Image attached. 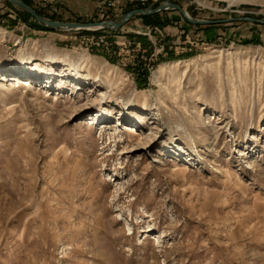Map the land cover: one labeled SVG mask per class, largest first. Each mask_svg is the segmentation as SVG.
<instances>
[{
	"label": "rangeland",
	"instance_id": "1",
	"mask_svg": "<svg viewBox=\"0 0 264 264\" xmlns=\"http://www.w3.org/2000/svg\"><path fill=\"white\" fill-rule=\"evenodd\" d=\"M26 1L97 24L0 0V264H264V22L125 20L264 0Z\"/></svg>",
	"mask_w": 264,
	"mask_h": 264
},
{
	"label": "water",
	"instance_id": "2",
	"mask_svg": "<svg viewBox=\"0 0 264 264\" xmlns=\"http://www.w3.org/2000/svg\"><path fill=\"white\" fill-rule=\"evenodd\" d=\"M12 2L18 4L20 7L24 8L26 11H28L31 15H33L36 20L42 24L45 25L47 27L50 28H59V29H72V28H82V27H86L89 25H96L97 23H80V22H63V21H56V20H51L48 18H45L43 16H41L32 6L28 5L27 3H25L22 0H11ZM169 8H176L178 10H180L191 22L196 23V24H201V23H219V22H224V21H234V20H253V21H258V22H264V20H257L254 19L252 17H237V18H229L226 20H215V21H202V20H197V19H192L188 13L185 11V9L180 6L177 3L174 2H167L165 4H162L160 7L158 8H152L150 7L149 9H135L130 11L129 13H127L125 15V20L127 21L130 17H132L134 14H151L154 12H158L161 10H165V9H169ZM124 20V21H125ZM122 24V22H102V23H98V25L101 26H110V27H119Z\"/></svg>",
	"mask_w": 264,
	"mask_h": 264
},
{
	"label": "trees",
	"instance_id": "3",
	"mask_svg": "<svg viewBox=\"0 0 264 264\" xmlns=\"http://www.w3.org/2000/svg\"><path fill=\"white\" fill-rule=\"evenodd\" d=\"M26 3H28L29 4V2H27L26 0H24ZM23 18H27V17H30V18H34L30 13H28V12H26V11H24V13L21 15ZM27 16V17H26ZM145 18H147V19H149V17L148 16H146ZM27 20V19H26ZM28 21V20H27ZM34 25L36 26V27H38V28H41L42 26L40 25V24H38L35 20H34ZM45 29H47V28H45Z\"/></svg>",
	"mask_w": 264,
	"mask_h": 264
},
{
	"label": "bare ground",
	"instance_id": "4",
	"mask_svg": "<svg viewBox=\"0 0 264 264\" xmlns=\"http://www.w3.org/2000/svg\"><path fill=\"white\" fill-rule=\"evenodd\" d=\"M25 71H27V72H28V71H29V68H28V69H25Z\"/></svg>",
	"mask_w": 264,
	"mask_h": 264
}]
</instances>
